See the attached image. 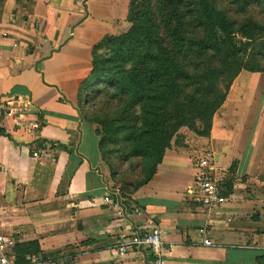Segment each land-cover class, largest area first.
I'll use <instances>...</instances> for the list:
<instances>
[{
    "label": "crops",
    "instance_id": "obj_1",
    "mask_svg": "<svg viewBox=\"0 0 264 264\" xmlns=\"http://www.w3.org/2000/svg\"><path fill=\"white\" fill-rule=\"evenodd\" d=\"M133 1L0 0V236L16 242L0 257L149 264L130 243L159 229L165 264H264V71L243 70L209 135L172 143L143 186L121 189L104 164L79 96L94 49L130 27ZM206 151L224 175L213 208L195 193Z\"/></svg>",
    "mask_w": 264,
    "mask_h": 264
},
{
    "label": "trees",
    "instance_id": "obj_2",
    "mask_svg": "<svg viewBox=\"0 0 264 264\" xmlns=\"http://www.w3.org/2000/svg\"><path fill=\"white\" fill-rule=\"evenodd\" d=\"M135 2H138V5L144 2L146 15L150 22L157 27L160 35L157 43L143 41L138 46L140 50L146 47L145 44L148 45L150 49L148 50L150 51L148 57L142 58L141 55H135V48L129 50L133 54H131V58L138 59L136 67L143 68V70L147 69L141 78L145 86L133 85L131 78L125 71H121V74L117 72L108 75L105 71L109 68L103 65L101 67L95 61L98 45L93 53L91 74L81 88L79 106L85 119L95 123L98 121L105 128H107V124H112L110 125L112 128L107 130L103 136H101L100 131H97L100 137V151L104 161H107V155L110 154V151L113 152L114 150L110 148L120 144L119 135L121 131L126 136V142L136 139L143 148L150 152V159L154 161V168L151 173L149 172L147 178L137 185L136 188H139L152 178L156 166L160 163L159 161L166 148L169 147L172 136L182 126L188 127L189 125L183 121L182 124H179L177 113L169 108V101L174 99L176 102H183V100L186 102L188 94H190L194 98V102H200L201 109L209 110L207 132L210 131L213 116L221 108L226 98V94L222 96L221 93L219 94V90H216L218 77L225 74V72L224 74L220 72V68L225 66L222 58L224 52L222 45L225 44L230 47V56L240 55L242 57L243 50L242 43L239 45L240 47L235 43H231V37L222 35L220 27H214L215 32H213L212 27L207 26L205 18L194 0H134L132 7ZM252 3L259 5L257 0H232V4L236 7H245ZM132 7L131 20L132 23L137 24L139 13H136L135 17ZM220 24H222V21ZM193 26H196V29L203 30L201 36H194L197 30L193 29ZM254 50H256L254 57L258 65L264 68V43L257 45ZM150 58L154 60H150ZM215 58L219 59L221 66L216 67L213 65ZM152 63L153 67H151ZM156 63L159 64V67L155 66ZM245 69H247L246 66H239L231 75V78L232 76L233 78L236 77ZM214 70L219 72L210 75ZM137 76L140 78L141 74ZM203 78L208 80L206 84L202 81ZM198 80H200V83H198ZM195 81L199 85L202 81L204 86L199 94L194 92L192 95L193 91L190 90L191 87L196 85ZM128 86L132 89L133 96L130 99L122 98L120 100L124 102L122 104L118 99L128 95L126 91ZM218 94L220 98L217 97ZM106 95H112L117 99L118 110L115 108L117 112L114 110L112 115H106L101 120L99 117L89 118L87 114V110H90L87 109L89 103L95 101V104H97L98 100ZM133 101L140 104V115H136L135 111L133 112ZM130 127H134L132 133L128 132ZM205 135L208 134L205 133ZM159 149L160 152L158 153ZM133 150L135 151V149ZM134 151L131 154L128 152L129 156L126 159L136 156ZM115 176L116 173L112 170V178L116 183Z\"/></svg>",
    "mask_w": 264,
    "mask_h": 264
},
{
    "label": "rangeland",
    "instance_id": "obj_3",
    "mask_svg": "<svg viewBox=\"0 0 264 264\" xmlns=\"http://www.w3.org/2000/svg\"><path fill=\"white\" fill-rule=\"evenodd\" d=\"M194 1H196V3L198 4V8L205 18L204 20L207 23V26L212 27L213 32H215V29H213L214 27H220V32L222 33V35H229L231 37V43H235L236 45H238V47H240L239 45H241L242 43V57H240V55L230 56V47H227L225 44L222 45L224 49L222 58L225 66L221 67L222 69L220 68V72H222L223 74L225 72V74L218 77V87L216 90H219V94L221 93L222 96H224L225 94L227 95L234 81L241 73L240 72L236 77L233 78L232 76L231 78V75L238 69L239 66H246L247 69L245 70L255 72L264 71V68L258 65L254 57L256 51L254 49H256V46L260 43H264V0H257L259 5H255L252 3L245 7L234 6L232 4V0ZM144 7V2H142L140 5H138V2H135L133 4L132 8L135 17L136 13H139L137 17L138 23L134 24L130 19L131 25L128 29H124L116 35L105 38L104 41L99 44L95 58V61L98 65H101V67L103 65L106 68H109V70L105 71L108 75H113L117 72L121 74V71H125L131 78V83L133 85L139 84L140 86H145L144 81L141 78L144 76L145 70L147 69L144 68L145 70H143V68L136 67V62L138 59L131 58L132 52H129V50L131 48H135V55H141L142 58L148 57L150 53V51H148L150 50L148 48V45L145 44L146 47H143L140 50L138 49V46L143 41H152L153 43H157L158 37L160 36L157 27L153 25L147 17L146 8ZM219 21H222V24H220ZM138 28L140 29L139 31ZM193 29L197 30V32L194 33V36L202 35L203 30L196 29V26H193ZM151 59L154 60L153 58H150V60ZM213 65L216 67L221 66L219 59L215 58ZM155 66L159 67V64L156 63ZM151 67H153V63L151 64ZM217 72L219 71L214 70L210 75H213ZM138 74H141L140 78L137 76ZM202 81L205 84L208 82V80L204 78L202 79ZM202 81L200 85L198 84L200 83V80H198V83L196 81L194 82L196 85H194V87H191L190 90L193 91L191 93L192 95L194 94V92L196 94H199L201 92L200 90L204 86ZM131 90L132 89H130L129 86L126 87L128 95L126 97H121L118 100L120 101L122 100V98H132L133 94ZM219 94L217 97L220 98ZM193 99L194 98L191 97L190 94H188V100L186 101L187 103L184 100L183 102H176V100L174 99H171L169 101V108L171 111L177 113L179 124H182L181 122L183 121L188 123L189 125L188 127L182 126L172 136L169 147L166 148L164 155L159 161L160 163L156 166V169L165 158L166 152L171 147L172 143H175L179 147L185 145L184 135L191 134L192 136L196 135L200 138H206L209 135L210 131L207 132L209 124V110L201 109L199 105L200 102H194ZM120 102L124 104L123 101ZM133 104V112L135 111V113H137L136 115H140V104L136 102L134 103V101ZM115 108L118 110L117 99H115V97L112 95H106L98 100L97 104H95V101H91L87 107V109H90L87 110V114L91 119H93V117H99L101 120L105 118L106 115H112L114 110H116ZM93 124L96 126V131H100L101 136H103L107 130L112 128V126H110L112 124H107V128H105L98 121L96 123L94 122ZM133 128L134 127H130V130L128 132L132 133ZM123 133L124 132L121 131V134L119 135L120 144L118 146H112L110 148L111 150H114L113 152L110 151V154L107 155L108 159L107 161H104V164L110 173H112V170L115 171L116 176L114 178L116 180V183L117 185H121V189L124 190V188H135L139 183L143 182L153 170L154 161L150 159V152L146 148H143L138 140L131 139L130 141L126 142V136ZM205 133L208 135H205ZM188 148L198 150L200 148V145L192 144V146H188ZM133 149H135V151ZM133 151L135 152L134 155L136 156L126 159L129 156L127 153L130 152L129 154H131ZM159 152L160 149L158 153ZM119 193L121 192L119 191Z\"/></svg>",
    "mask_w": 264,
    "mask_h": 264
},
{
    "label": "built area",
    "instance_id": "obj_4",
    "mask_svg": "<svg viewBox=\"0 0 264 264\" xmlns=\"http://www.w3.org/2000/svg\"><path fill=\"white\" fill-rule=\"evenodd\" d=\"M7 102L0 100V113L7 109ZM224 175L220 168L214 162V155L210 151H206L199 160L198 174L196 177L195 193L198 199L208 208L217 207L225 203V197L222 190V181ZM106 202H111L110 197L106 198ZM133 246L141 247L149 251L152 255L149 264H165V249L163 243L162 232L159 229H152L142 235H137L130 243ZM16 242L13 238L0 236V252L15 247ZM38 262L37 259L34 260ZM0 264H15L9 261L5 256L0 257Z\"/></svg>",
    "mask_w": 264,
    "mask_h": 264
},
{
    "label": "water",
    "instance_id": "obj_5",
    "mask_svg": "<svg viewBox=\"0 0 264 264\" xmlns=\"http://www.w3.org/2000/svg\"><path fill=\"white\" fill-rule=\"evenodd\" d=\"M146 264H148V262L146 261Z\"/></svg>",
    "mask_w": 264,
    "mask_h": 264
}]
</instances>
